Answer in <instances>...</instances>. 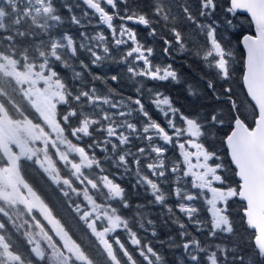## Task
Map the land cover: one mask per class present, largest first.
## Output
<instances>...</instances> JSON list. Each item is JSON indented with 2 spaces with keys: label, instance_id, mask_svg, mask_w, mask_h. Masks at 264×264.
<instances>
[{
  "label": "snow or ice",
  "instance_id": "1",
  "mask_svg": "<svg viewBox=\"0 0 264 264\" xmlns=\"http://www.w3.org/2000/svg\"><path fill=\"white\" fill-rule=\"evenodd\" d=\"M82 2L99 16V23L106 25L110 30L111 44L103 31L92 35L81 31L79 41L68 32L55 35V30L65 21L54 6L53 0H0V32L5 33L0 35V154L7 158V163L0 166V215L19 231L24 225L16 222L10 210H15L16 216L19 217L23 213L18 208L23 205L27 213L32 216L35 228L39 229V233L24 232L26 243L30 245L28 256L25 257L12 244L8 224L0 220V264H45V262L96 264L87 250L68 235L49 206L24 180L21 175L23 160L38 165L48 178L60 187V191L73 204L75 211L82 212L80 219L87 223L91 235L95 237L98 247L102 250V255L106 257V264H125L121 254L126 258V264H138L126 243L120 238L117 231L120 229L128 234V243L138 249L139 255L146 264L164 262V257L151 244H142L137 232L132 230L129 219L118 214V208L110 203L116 201L122 208L131 206L125 188L110 178V175L129 174L135 178L133 188L146 186V190L154 197L149 203L163 205L166 209V212L161 213L162 222L167 224L168 220H171L172 223L178 224L181 242L177 243L172 237L167 240L170 249L183 250L176 256L177 264H264V0H225L227 6L221 10L222 15L218 18L217 9L220 8L218 0H199L198 15L206 17L211 21L210 23L198 22L186 0L182 6L187 19L195 22L200 32H206L211 46L203 56L207 66L214 67L220 78L225 80L230 76L233 56L228 49V29L234 26V16L237 11L243 9L250 13L256 26L255 36H243L247 50L243 80L248 95L258 110L255 127L248 128L237 115L234 118V130L226 137L231 162L236 169L235 175L240 180L238 188L227 185L226 177L222 175L225 166L223 163H213L219 157L206 147L209 131L224 124L218 111L203 116L199 113L185 115L174 106L168 95L147 88L149 102L162 114L167 129L171 130L170 133L152 118L142 103L141 97L144 92L142 82L137 88V98L135 100L128 98L131 104L136 105L135 108L124 99L113 101L98 93L94 82L104 81L109 77L93 73L91 68L101 67L112 60L111 48L118 49L128 41L132 42V47L117 62L127 64V73L131 74V78L143 77L152 81L171 79L178 82L179 76L170 64L165 67L154 65L151 60L154 49L141 43L135 30L127 26L126 22L132 21L150 27L153 21L146 14L130 11L127 6L123 15L118 11L110 14L102 6L106 4L116 10L117 0H82ZM120 3L127 5L128 0H120ZM65 8L70 10L71 6L65 5ZM171 12L170 3L166 5L164 0H155V15L162 16L167 21ZM83 15L87 16L88 13L84 12ZM115 17L123 22L118 26V30L113 23ZM172 18L174 20L175 16ZM70 20L83 27L80 18L75 14L71 15ZM88 23H92L91 17ZM222 27L224 31L220 32ZM35 28H38L39 32L35 31ZM172 31L175 33L176 43L183 51L185 45L182 43L181 34L175 28ZM148 35L152 37L157 35V32L153 28ZM38 36L46 39H37ZM18 39H28L35 43L20 47L17 43ZM164 43L166 45L164 53L167 55L171 41L165 40ZM78 50L89 56L91 67L84 60H79L82 71H75L69 60L78 59ZM196 54L199 56V51ZM210 57L214 62L209 61ZM129 58H133L130 63ZM141 61L143 67L138 63ZM57 64L64 69H72V85H69L57 71ZM83 72L91 76L93 81L91 86H86ZM9 78L14 80L16 85L21 86L18 91L23 94V99L30 103L50 131H46L40 123L33 122L25 115L21 104L15 99L17 89L8 91L5 82L10 84ZM110 79L115 82L119 79V75H112ZM76 81L80 83L77 84ZM41 84L43 87L39 86ZM23 85H27V88L22 87ZM207 87L215 94V84L212 80L207 81ZM188 91L189 95H194L191 88ZM225 91L230 92V89ZM108 92L112 93L113 89L109 88ZM58 105H67V110L59 119ZM102 105H108L117 111L109 112ZM86 106L92 108L93 112H101V117L92 118L85 113L83 109ZM232 107L238 111L234 102ZM121 108H126L127 111ZM134 113L144 118L139 124L133 122ZM74 120L77 121L75 127ZM96 125H99L96 131L105 134L103 139L92 138L90 127ZM66 130H70V136L77 141L83 137L92 138V143L87 145L91 155L85 147L73 143L65 135ZM52 133H55V137ZM136 142L140 144L139 147L136 146ZM13 146L18 151H13ZM168 146H174L179 150V158L169 160ZM50 148L55 150L58 161L69 170L70 176L83 186L82 189L74 185L73 179L61 175L56 161L50 154ZM95 149L104 153L102 161L97 158ZM75 157L79 158L78 162ZM108 162L112 167L121 170L119 174L111 173L103 166ZM93 166L99 169L100 174H93L90 177L83 170H91ZM145 168L151 176L145 174ZM169 176L174 179L169 181ZM189 177L191 188L188 187ZM170 182L173 187L168 193L161 186ZM104 189H107L106 194ZM205 190L211 193V198L206 196ZM73 194L76 197L82 194L91 206V211L84 210L85 205L72 201ZM94 195L103 197L104 203H97ZM170 196L177 199L176 207L197 228V231L203 228V224L197 218L199 209L195 202L201 198L207 201L211 212L209 230L211 238H214L218 231L233 232L226 214L228 202L237 196L245 200L247 207L244 211L248 217V224L257 231L252 253L245 256L219 244L202 245L201 241L191 236L187 225L176 217L173 206L166 203ZM144 207L137 205L136 222L141 229L147 231L146 220L147 225L152 228V236L155 237L157 235L155 221L147 219L146 213L141 211ZM33 209H37L52 225V231L60 237L59 241L55 240L45 230V225L32 215ZM93 213L96 214L94 218ZM165 216L168 219H164ZM97 222H100V226ZM24 224H28L31 229L32 225L28 221H24ZM37 235L41 238L37 239ZM159 243L164 244L165 241ZM45 244L47 247L44 246Z\"/></svg>",
  "mask_w": 264,
  "mask_h": 264
},
{
  "label": "trees",
  "instance_id": "2",
  "mask_svg": "<svg viewBox=\"0 0 264 264\" xmlns=\"http://www.w3.org/2000/svg\"><path fill=\"white\" fill-rule=\"evenodd\" d=\"M54 6L58 10V13L64 18V23L58 27L54 34L62 35L64 32L70 33L73 37L76 38L77 41L80 40V32L86 31L90 35L97 33L98 31H103L104 34L108 37V42L111 44L112 37L110 30L105 26L98 22L99 16L90 11L85 4H83L79 0H53ZM185 0H164V3L172 5V12L169 15V19L165 21L162 16H157L154 13L155 0H128V4L120 3V0H117V9L113 10L111 6L106 4L104 6L107 11L111 14L113 11H118L120 15L124 14V8L127 6L130 11H136L138 13L146 14L152 21L153 24L150 27L144 28L146 32L152 30L153 28L157 32V36L160 38L171 41L174 44V69L177 71L179 76V81L176 85L177 89L181 88V92L175 94H169L172 98L174 105L179 108L185 115H194L199 113L201 116L205 114L212 113L213 111H218L221 115V118L224 121L222 127H217L211 129L208 135V141L206 147L216 153L219 157L218 160L213 161V163H223L224 170L222 171V175L226 177L227 185L238 188L239 181L236 178L235 170L231 165L230 159L227 155V150L224 144V138L226 134L232 128V122L234 118L239 115L242 121L248 126L251 127L254 124L255 116L257 115V111L252 103L247 98L245 91L242 86V72H243V58L244 52L240 46L239 40L240 37L244 33H252V24L245 14L236 13L234 16V26L228 29V49L233 53L230 63V76L227 80L222 79V84L216 85L215 90L217 89L215 94L220 96L219 100H216L213 92L209 91L207 87L208 80H215L214 74L212 70H217L214 67H208L207 62L203 59V56L206 54L207 50L210 49V42L207 39L206 32L202 33L197 27L195 22H192L187 19L186 15L183 12V3ZM187 4L191 7L192 15L196 17L198 22H208L206 17H200L198 15L199 11V0H186ZM220 8L217 9V18L222 15V9L226 7L225 0H218ZM65 5L71 6L70 10L65 8ZM84 12H87L88 15H83ZM165 12L167 13V7L165 8ZM72 14H75L80 18L83 27L78 26L71 22L70 17ZM231 15V14H230ZM173 16L175 19L173 20ZM89 17L92 19V23L89 24ZM114 25L118 26L123 23L118 17H115L113 20ZM127 26L137 33L140 31L137 26L132 25L130 22H126ZM27 27V25H24ZM175 28L177 32L181 34L182 43L185 45V49L183 51L180 50L179 44L176 43L175 33L172 29ZM39 32L38 28L34 29ZM223 27L220 29V32H223ZM5 33L0 32V35H4ZM37 39H46V37L38 36ZM141 39L142 38H138ZM145 45L150 46L154 49V51L158 48L153 41V36L149 35L145 38ZM149 44H147V42ZM20 47L27 46L29 44L35 43L34 41L25 39L17 41ZM130 44L122 45L118 49L116 47L111 48V56L112 60L105 63L101 67L91 68L93 73L99 74L103 77H109L104 81L97 80L95 81V87L98 90V93L103 97L107 96L109 99L113 101H120L124 99L128 101V98L131 97L132 100H135L138 95L136 94L137 84L140 83V77L133 79L131 78V74L127 73V64L119 63L121 56L130 48ZM199 51L200 55L197 56V52ZM152 63H154V55L152 56ZM133 58H129L128 62L130 63ZM79 60H84L85 63H89V56L83 51L78 50V59H70L69 63H71L75 71H82L79 67ZM209 61H213L212 57L209 58ZM214 62V61H213ZM57 71L60 75L65 79V81L69 84H73L72 79V69H64L60 67L58 64L56 66ZM208 72V73H207ZM218 73V72H217ZM119 75V79L117 81H112L110 76ZM235 74V77L233 76ZM11 80V78H9ZM83 80L86 86H91L93 84L92 78L88 75L87 72H83ZM144 81V87L148 88L149 85L153 84L154 89L159 91H170V87L165 85L163 82H155L152 80ZM6 86L8 91L11 92L13 88L17 89L15 92V99L17 103L21 104L24 109L25 115H27L30 119L35 123L43 124L42 119L39 117V114L33 109L30 103L23 99V94L18 91L21 86L15 84L14 80H11L10 84L6 81ZM76 83H80L76 81ZM113 89L112 93L108 92V89ZM189 88L192 89L194 95H189ZM124 89L129 91L130 95L124 93ZM226 89H230V92H226ZM218 93V94H217ZM223 97V98H222ZM230 97V98H229ZM142 103L145 105V108L149 111L152 118L157 120V122L164 123L163 127L166 128L171 133L170 129H167V125L165 123L164 118L161 113L155 109V106L149 102V94L144 90V95L141 97ZM233 102L236 105V109L234 110L232 105ZM85 105L87 104L86 100L84 101ZM131 107L135 108L136 105L131 104L128 101ZM75 106V105H74ZM102 107L109 112H116V109L110 108L108 105H102ZM67 110V105H58L57 106V118L62 117L63 113ZM85 113H88L92 118H100L102 113L99 111L93 112V109L90 107H85ZM122 110V108H121ZM127 111V110H125ZM14 116L16 115L14 112L12 113ZM133 122L139 124L141 120L144 118L137 113L133 114ZM19 118V117H17ZM77 121H73V126L75 127ZM44 125V124H43ZM63 126V125H62ZM99 125L90 127V132H92V138L103 139L104 133L97 132L96 128ZM70 130H66L65 135L68 136L73 143L78 144V146L85 147L86 151H89L91 155V151L87 149V145L92 143V138L83 137L80 141L75 140V138L70 136ZM118 143V141H117ZM136 146L139 147L140 144L136 142ZM109 150L111 146L109 145ZM169 151L167 156L169 160H175L179 158V151L174 146H168ZM95 153L98 159L103 160L104 153L99 149H95ZM50 154L53 156V159L57 163V167L61 171L62 176H68L73 179L74 185L78 188H83L82 185H79L78 182L75 181L74 177L70 176V172L63 164L58 161V158L55 156V150L50 148ZM75 159L79 160L78 157ZM131 162V161H130ZM7 163V158L0 154V166H4ZM147 163V161H144ZM109 172L117 173L121 171L120 169L112 167L111 163L108 162L103 165ZM86 174L91 175H99V169L95 166L91 170L84 169ZM145 174L150 176V173L147 172V169H144ZM109 174V173H105ZM21 175L25 181H27L37 192V194L44 200V202L49 206L52 210L53 215L56 219L60 220L61 224L64 226L65 230L68 232V235L75 240L77 243H80L88 252V254L96 261V264H106V257L102 255V250L98 247L95 237L91 235V230L87 227V223L80 219L81 213H77L74 209L73 204L69 202V199L66 198L63 193L60 191V187L54 184L48 176L39 168L38 165L34 164L31 161L23 160L21 165ZM172 177V176H171ZM171 177L169 176V181H171ZM110 178L114 179L117 183L121 184L123 188H125L127 193V198L130 201L129 208H122L118 202L111 201L113 207L118 208V214L123 217L129 219L130 226L133 231H136L138 236L142 240V244H151L154 249L158 250L160 254L164 257L163 264H177L176 256L182 253V248L170 249L167 245V240L169 237H172L177 243L181 242L179 236V226L178 224H174L171 220H168L167 224H164L161 219V213L166 212V209L163 205H158L155 203L150 204L149 201H152L154 197L146 190L145 187L137 186L133 188L132 185L135 184V178L131 174L127 176H111ZM220 186V185H219ZM90 187V186H89ZM172 183L167 184L164 190L170 193L172 191ZM105 194L107 193V189L103 190ZM72 201L76 203H81L88 208V202L84 199L81 194L79 197H76L75 194L71 197ZM94 199L97 200V203L103 204V197H99L98 195H94ZM198 201V200H197ZM166 203L168 205L173 206L176 217H179L180 221L187 225V230L191 234V236L197 238L201 241L202 245H216L219 244L222 247H226L231 249L233 252H237L240 254H248L252 253L254 249L253 236L254 233L250 229L245 226L244 217L242 214V210L244 208V203L237 199V197L231 198L227 205L226 214L229 217L230 223L233 227L232 233H224L217 232L214 238L209 237L210 230V220L206 218V215H198V219L202 222L203 228L200 231H197V228L191 224L187 217L180 213L179 209L176 207L178 201L174 196H170ZM137 205H144L145 207L141 209L147 215V219H151L155 221V230L157 235L152 236V228L147 225V221L145 220V229H141L139 224L136 222V212ZM18 210L23 213L19 217L16 216L15 210H10L14 219L18 224L24 225L17 231L15 228L11 226L10 223L7 222L6 218L0 215V220H4L6 224H8V233L11 235V241L14 245L15 249L24 255L28 256L30 245L26 243V238L23 235L24 232L30 231L34 233H39V229L35 228V224L32 220V216H30L27 211L24 209L23 205H20ZM37 219L41 221L43 225H45V230L49 232L50 235L57 241L60 240V237L56 236L55 232L52 231V227L47 223L44 217L40 214L37 209H33V213ZM164 219H168L167 216ZM24 221H28L29 224L32 225L31 229H29L28 224H24ZM106 223V222H105ZM98 226H100V222H97ZM122 241L126 243L128 250L133 255L134 259L138 262V264H146L143 260V257L139 255L138 249L128 243V234L120 229L117 230ZM37 239H40L41 236L37 235ZM159 241H165L164 244L159 243ZM47 247V245H44ZM214 250V248H213ZM246 252V253H245ZM121 259L126 264V258L122 256ZM47 264V262H45Z\"/></svg>",
  "mask_w": 264,
  "mask_h": 264
},
{
  "label": "flooded vegetation",
  "instance_id": "3",
  "mask_svg": "<svg viewBox=\"0 0 264 264\" xmlns=\"http://www.w3.org/2000/svg\"><path fill=\"white\" fill-rule=\"evenodd\" d=\"M80 1V0H79ZM89 9V8H88ZM90 10V9H89ZM107 10V9H106ZM91 11V10H90ZM94 13V12H93ZM97 15V14H96ZM98 22H99V20H98ZM128 22H130L132 25H135V26H137L138 27V29L140 30V31H138L137 32V38H142V40L141 39H138V40H140V42L141 43H143V44H145V40H143V37L145 38L146 36H148V33H149V31H151V30H149L148 32H146L145 30H144V28H146L145 26H141V25H139V24H135V23H133L132 21H127V23ZM100 24H102V23H100ZM103 25V24H102ZM106 26V25H105ZM107 27V26H106ZM166 39H163V38H160L159 36H157V35H155V36H153V43L155 44V45H157V49L154 51V65H159V66H161V67H165V66H167V65H171L172 66V68L174 69V60H175V55H174V51H175V48H174V44L171 42V46L169 47V54H165L164 53V48L166 47V45H165V43H164V41H165ZM149 42L150 41H148L147 42V44H149ZM127 44H130V48L132 47V42L131 41H128V43ZM126 44V45H127ZM129 48V49H130ZM128 49V50H129ZM152 58L153 57H151V60H152ZM212 60H213V58H212ZM139 63V66L140 67H143V62L141 61V62H138ZM243 64H244V58H243ZM231 71H232V68H231ZM230 71V72H231ZM208 73V72H207ZM243 73V72H242ZM211 74H214L215 76H214V78H215V80H213V82L216 84V85H220V84H222V81H221V78H220V76L218 75V73L215 71V70H212V73ZM233 76L235 77V74H233ZM146 79H144L143 77H140V83H138L137 84V88L138 87H140L141 86V82L143 83V88H144V90L145 89H147L146 87H144V81H145ZM241 81H242V77H241ZM148 82H150L149 80H148ZM155 82H163L165 85H167V86H169L170 87V91L168 92V91H164V90H162L161 92L163 93V94H165V95H168L169 97H170V95L169 94H177V93H180L181 92V88L180 89H177L176 88V85H177V83L178 82H174V81H172L171 79H169L168 81H155ZM148 88H153L154 89V87H153V84H151V85H149L148 86ZM216 92H219L220 93V91H217V89L215 90ZM147 92V91H146ZM124 93H126V94H128L129 96H132V95H134V94H131L130 95V93H129V91H128V89L127 90H125L124 89ZM218 94V93H217ZM136 95H138V93H137V89H136V94H135V96ZM143 95H144V92H143ZM215 95V98H216V100H219L218 98H221L220 96H218V95H216V94H214ZM223 98V97H222ZM170 99H172L171 97H170ZM126 102H128V101H126ZM174 104V103H173ZM175 106V105H174ZM176 107V106H175ZM156 109V108H155ZM162 115V114H161ZM159 123H161V125L163 126L164 125V123H162V122H159ZM177 123H179V119L177 118ZM193 162H194V158H193ZM214 186H219V185H214ZM238 186H239V184H238ZM205 192H207V190H205ZM203 212H201L200 211V213H198V215H203L202 214ZM204 215H206V218H208L209 220H210V225H211V213H208L207 211H205V213H204ZM245 222V221H244ZM245 226L247 227V225L245 224ZM248 228V227H247ZM254 237V236H253ZM254 243V242H253ZM246 253V252H245ZM245 256H247V255H249L248 254V251H247V253L246 254H244Z\"/></svg>",
  "mask_w": 264,
  "mask_h": 264
},
{
  "label": "water",
  "instance_id": "4",
  "mask_svg": "<svg viewBox=\"0 0 264 264\" xmlns=\"http://www.w3.org/2000/svg\"><path fill=\"white\" fill-rule=\"evenodd\" d=\"M81 2H82V0H80ZM91 11H93L92 9H90ZM237 13H240V14H245V15H247V17L250 19V22H251V24H252V33H244L241 37H240V46H241V48H242V50H243V52H244V64H243V75H242V85H243V89H244V91H245V93H246V95H247V97H248V99L250 100V102L252 103V105L255 107V103H254V101H252L251 100V97L248 95V92H247V88H246V86H245V83H244V80H243V76H244V73H245V71H246V57H247V50H246V48H245V46H244V43H243V36L244 35H251V36H255L256 35V26H255V23H254V21L252 20V18H251V14L250 13H248L246 10H243V9H241V10H238L237 11ZM134 23V22H133ZM135 24H137V23H135ZM141 26H143V25H141ZM256 109V108H255ZM256 111H257V114H258V110L256 109ZM242 120V119H241ZM246 125V124H245ZM247 126V125H246ZM248 127V126H247ZM253 127H255V120H254V124L251 126V127H248V128H253ZM234 128H235V122H234V120H233V122H232V128L230 129V131L226 134V136H225V138H224V144H225V147H226V150H227V153H228V157H229V159H230V161H231V158H230V154H229V149H228V147H227V143H226V137H227V135H229V134H231V132L234 130ZM231 164H232V162H231ZM232 166H233V168L235 169V166L232 164ZM235 173H236V169H235ZM236 178H237V180L239 181V184H240V180H239V178L236 176ZM237 199L238 200H240V201H242L243 203H244V209H243V211H242V214H243V216H244V221H245V224L247 225V227L250 229V230H252L253 232H254V238H255V236L257 235V231H256V229L254 228V227H252V226H250L249 224H248V217L245 215V208L247 207V202L245 201V200H243L242 198H240L239 196H237ZM253 241H254V246H255V239H253Z\"/></svg>",
  "mask_w": 264,
  "mask_h": 264
},
{
  "label": "rangeland",
  "instance_id": "5",
  "mask_svg": "<svg viewBox=\"0 0 264 264\" xmlns=\"http://www.w3.org/2000/svg\"><path fill=\"white\" fill-rule=\"evenodd\" d=\"M40 87H43V85L41 84V85H39ZM22 87H24V88H27V85H23ZM128 103V102H127ZM122 110L123 111H125V110H127L126 108H122ZM43 127H45V130L46 131H50L48 128H47V126L46 125H43V124H41ZM52 136L53 137H55V133H52ZM13 151H18V149H16L15 148V146H13ZM179 151V150H178ZM194 151V150H193ZM150 176H151V174H150ZM171 177V176H170ZM172 179H174L173 177H171V180ZM187 180H188V187L189 188H191V183H190V180H191V178L189 177V178H187ZM170 184V183H169ZM166 185H162L161 187H165ZM173 186V185H172ZM165 189V188H164ZM167 190V189H166ZM165 190V191H166ZM193 191H196V190H193ZM206 193V196L208 197V198H211V193L210 192H205ZM196 203V206L198 207V209H199V213H200V211L201 212H203L204 211V213H205V211H207L208 213H211L210 211H209V209H210V205L207 203V201L204 199V198H201V199H199L198 201H196L195 202ZM84 210H88V211H91V206L89 205L88 206V208H86V209H84ZM95 213H93V218L95 217ZM47 221V220H46ZM47 223H48V221H47ZM49 224V223H48ZM51 227H52V225L51 224H49Z\"/></svg>",
  "mask_w": 264,
  "mask_h": 264
}]
</instances>
